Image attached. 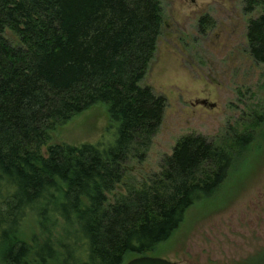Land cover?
<instances>
[{"label": "trees", "instance_id": "1", "mask_svg": "<svg viewBox=\"0 0 264 264\" xmlns=\"http://www.w3.org/2000/svg\"><path fill=\"white\" fill-rule=\"evenodd\" d=\"M240 1L244 13L256 12L245 39L264 78V0ZM161 23L158 0H0V264L146 256L218 187L228 153L264 124V109L253 111L242 133L230 128L218 139L224 147L184 135L158 173L123 182L127 164L144 161L162 118L164 100L139 86ZM198 24L202 32L209 23ZM96 103L116 126L111 144L47 145L51 132ZM26 218L36 234L19 233Z\"/></svg>", "mask_w": 264, "mask_h": 264}, {"label": "rangeland", "instance_id": "2", "mask_svg": "<svg viewBox=\"0 0 264 264\" xmlns=\"http://www.w3.org/2000/svg\"><path fill=\"white\" fill-rule=\"evenodd\" d=\"M158 2L162 23L139 86L161 97L164 109L144 161L127 164L126 183L158 173L178 138L200 135L223 146L218 139L229 135L230 128L242 133V124L255 117L252 112L264 109L262 66L250 58L245 39L247 21L256 12L244 13L240 0ZM205 16L211 23L201 32L197 22ZM3 38L17 45L8 30ZM115 132L107 106L96 103L51 132L47 145L106 146ZM251 133L253 139L243 149L228 153L224 180L193 202L171 236L146 256L175 264H264V124ZM33 223L26 218L19 233L36 234Z\"/></svg>", "mask_w": 264, "mask_h": 264}, {"label": "water", "instance_id": "3", "mask_svg": "<svg viewBox=\"0 0 264 264\" xmlns=\"http://www.w3.org/2000/svg\"><path fill=\"white\" fill-rule=\"evenodd\" d=\"M199 105L205 106L204 101H200ZM209 108H212V104H208ZM124 264H175L174 262H170L164 259H159V258H153L149 256H138L131 258Z\"/></svg>", "mask_w": 264, "mask_h": 264}, {"label": "flooded vegetation", "instance_id": "4", "mask_svg": "<svg viewBox=\"0 0 264 264\" xmlns=\"http://www.w3.org/2000/svg\"><path fill=\"white\" fill-rule=\"evenodd\" d=\"M205 17H206V16H205ZM201 18H202V17H201ZM206 18H207V17H206ZM207 20H208V19H207ZM198 21H199V20H198ZM208 23H209V21H208ZM210 23H211V22H210ZM210 23L208 24V26H207V27H209V26H210ZM197 25H198V28H199V24H198V22H197ZM203 31H204V30H203ZM203 31H202V32H203ZM204 103H205V106H206V107H208V104H207L205 101H204ZM208 108H209V107H208Z\"/></svg>", "mask_w": 264, "mask_h": 264}]
</instances>
